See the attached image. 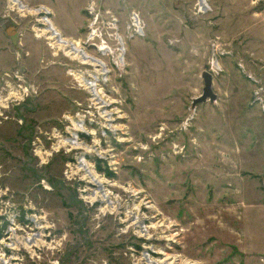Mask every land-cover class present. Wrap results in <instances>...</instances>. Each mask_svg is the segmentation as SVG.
Wrapping results in <instances>:
<instances>
[{
    "label": "rangeland",
    "instance_id": "1",
    "mask_svg": "<svg viewBox=\"0 0 264 264\" xmlns=\"http://www.w3.org/2000/svg\"><path fill=\"white\" fill-rule=\"evenodd\" d=\"M0 231V264H264V0H0Z\"/></svg>",
    "mask_w": 264,
    "mask_h": 264
},
{
    "label": "bare ground",
    "instance_id": "2",
    "mask_svg": "<svg viewBox=\"0 0 264 264\" xmlns=\"http://www.w3.org/2000/svg\"><path fill=\"white\" fill-rule=\"evenodd\" d=\"M198 2L199 3H201L202 2V0H198ZM202 5V4H201ZM136 23V22H135ZM43 31V30H42ZM44 32V35L46 34V33H48V35H49V37H48V40L50 41V40H56V42H58V44L60 45H54L53 44V47H55V49H57V51H61L62 52V49H64V48H66L67 46H68V43H67V45H66V42L65 43H63L62 41H60L61 39H59V38H57V37H60L59 35H56V34H54V33H51V32H48V30H45V31H43ZM58 48H57V47ZM61 46H65V47H61ZM69 49V48H68ZM77 53H79V51H78V49L76 48V49H73L72 48V53H70V55L71 54H75V57L77 58ZM88 63L90 64V66H93V67H96V66H99V63L97 62V61H95V60H93V59H88ZM101 66V65H100ZM99 70H97V71H95V72H98ZM95 75V74H94ZM96 77V76H95ZM98 77H96V79H97ZM77 79L79 80V81H81L82 82V77H77ZM95 79V80H96ZM86 83L87 82H85V80H84V83L83 84H85L86 85ZM83 86L85 89H87V90H89L90 91V93L92 94V95H94V97H91V104L92 105H96L97 107L96 108H98V109H100L101 108V99L99 98V94L96 96V93L95 92H93V87L92 86H90V85H87V86ZM11 94H13V93H11ZM102 108H104V106L102 107ZM104 110V109H103ZM98 112V111H97ZM78 124V123H77ZM77 128H78V125H76V128H73V130L74 131H77ZM71 130V129H70ZM72 130V131H73ZM64 142V141H63ZM72 142H73V139H72ZM62 143V142H61ZM65 143V145H70L71 144V142H64ZM70 146H76V144L75 143H73L72 145H70ZM79 148V147H78ZM88 147H86L85 149H87ZM91 150H92V148H90ZM94 150V149H93ZM85 151V150H84ZM88 152V151H87ZM79 166V172H81V171H83L85 174H86V176H87V179H89L87 182L88 183H90V184H93V186H97V191L96 192H94V196L92 197V200H100L101 202H107L108 200H106V197H107V195H104V194H102L103 192H101V190H100V185H99V182H97L95 179V177H93L92 175H91V173H87L85 170H84V167H83V165L82 164H79L78 165ZM85 178V177H84ZM86 179V178H85ZM95 186V187H96ZM134 214V213H133ZM128 217V216H127ZM131 218H133L132 216H130ZM135 218V217H134ZM130 219V218H129ZM136 219V218H135ZM134 221V220H133ZM132 221V226H135V228H138V221H134L133 222ZM140 231V230H139ZM143 232V231H142ZM41 241H39V240H35V241H33V239L31 238V237H29V238H27L26 240H25V245L24 246H26V247H32V246H36V244H38V243H40Z\"/></svg>",
    "mask_w": 264,
    "mask_h": 264
},
{
    "label": "built area",
    "instance_id": "3",
    "mask_svg": "<svg viewBox=\"0 0 264 264\" xmlns=\"http://www.w3.org/2000/svg\"><path fill=\"white\" fill-rule=\"evenodd\" d=\"M41 9H43V8H41ZM46 11V10H45ZM43 12H44V10H43ZM134 20V24L135 25H137V23H135V22H137V21H135V19H133ZM46 23H47V21H46ZM139 28L140 27H138L137 28V31L139 30ZM50 29H52V30H55L54 28H50ZM48 32H52V31H48ZM53 33V32H52ZM76 43H79V47H80V49H78V51H79V53H77V58L75 57V54H69V53H71L72 51V48H74L75 46H71L69 49H67L66 50V54H65V56L66 57H68V58H70L71 60H74V61H76V63H77V67L75 68V70H72V69H69L70 71H71V75H73V77H74V79H76L78 82H80L81 83V85L82 86H84L85 84H83L84 83V80H85V82H87L86 83V85L85 86H87V85H90V86H92V87H95V88H93L95 91H97L96 90V88H97V82L98 81H100L101 80V78H102V76L104 75V72H103V70H102V68H103V65H102V67L99 65V66H96V67H93V66H89L90 64L88 63L89 61H88V59H95V58H93L90 54H91V52L90 53H88L87 51H85L84 50V48L83 47H81V43H82V41L81 42H78V41H76V42H74V44H72V45H76ZM52 48H53V46L52 45H50ZM100 48H98V50H99ZM64 52V51H63ZM88 53V54H87ZM96 61H98L100 64L102 63V62H100L99 60H97V59H95ZM90 69H92V70H90ZM97 70H99L98 72H95V71H97ZM89 72H93L95 75H89ZM98 77V79H97V82H95V83H91V82H88V81H90L91 79L92 80H95L96 79V77ZM75 77H82V82L81 81H79L77 78H75ZM84 88V87H83Z\"/></svg>",
    "mask_w": 264,
    "mask_h": 264
},
{
    "label": "water",
    "instance_id": "4",
    "mask_svg": "<svg viewBox=\"0 0 264 264\" xmlns=\"http://www.w3.org/2000/svg\"><path fill=\"white\" fill-rule=\"evenodd\" d=\"M202 78V88L201 93L192 100V105L204 102L205 100L213 101L215 99V94L211 91V75L206 71H202L200 74Z\"/></svg>",
    "mask_w": 264,
    "mask_h": 264
},
{
    "label": "trees",
    "instance_id": "5",
    "mask_svg": "<svg viewBox=\"0 0 264 264\" xmlns=\"http://www.w3.org/2000/svg\"><path fill=\"white\" fill-rule=\"evenodd\" d=\"M4 225H5V223H4ZM4 225L2 227H4ZM0 237H1V231H0Z\"/></svg>",
    "mask_w": 264,
    "mask_h": 264
}]
</instances>
